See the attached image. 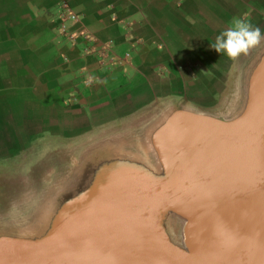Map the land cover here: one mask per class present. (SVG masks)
I'll return each mask as SVG.
<instances>
[{"label": "crops", "instance_id": "1", "mask_svg": "<svg viewBox=\"0 0 264 264\" xmlns=\"http://www.w3.org/2000/svg\"><path fill=\"white\" fill-rule=\"evenodd\" d=\"M59 3L79 15L73 39L49 17ZM234 19L264 32V0H0L4 219L41 220L51 172L64 178L97 147L151 156L154 130L178 107L231 115L264 49L232 60L212 48Z\"/></svg>", "mask_w": 264, "mask_h": 264}, {"label": "water", "instance_id": "2", "mask_svg": "<svg viewBox=\"0 0 264 264\" xmlns=\"http://www.w3.org/2000/svg\"><path fill=\"white\" fill-rule=\"evenodd\" d=\"M242 90L228 116L173 110L153 132L151 156L121 143L87 153L80 177L65 173L48 199L44 214L61 225L53 240L46 214H0L11 222L0 223V264H264V49Z\"/></svg>", "mask_w": 264, "mask_h": 264}, {"label": "clouds", "instance_id": "3", "mask_svg": "<svg viewBox=\"0 0 264 264\" xmlns=\"http://www.w3.org/2000/svg\"><path fill=\"white\" fill-rule=\"evenodd\" d=\"M262 40H264V32L259 27H254L243 19H234L231 26L216 37L211 47L236 60L242 54L247 55Z\"/></svg>", "mask_w": 264, "mask_h": 264}, {"label": "rangeland", "instance_id": "4", "mask_svg": "<svg viewBox=\"0 0 264 264\" xmlns=\"http://www.w3.org/2000/svg\"><path fill=\"white\" fill-rule=\"evenodd\" d=\"M49 159V158H48ZM47 159V160H48ZM47 160H44L45 162ZM50 161V160H49ZM65 162V161H64ZM81 162L78 164H72V165H64V167L68 168L65 169V173H68L69 175L67 176V180L71 179L72 177H75L74 180H77L80 177V174H76L77 171L79 170V168L81 167ZM67 170V171H66ZM42 170H40L39 172L36 171L35 173H41ZM51 182H50V190L48 191V196L47 199H51L53 196L56 195V193L58 192V190L56 191V189L59 187V185L64 182V178L60 177L59 174L51 172ZM45 174L41 175V177H44ZM43 180V178H42ZM160 184L162 185V180L160 182ZM47 203L50 201H46ZM45 203L44 205H42V207H47L49 204ZM51 206V205H49ZM7 209L6 207H0V214H6L7 213ZM49 213H45L47 216H45V220H44V234H47V239L53 240V238H55L59 231H60V223L58 222L57 219L54 218V216L52 215V213H50L49 209H48ZM43 217V214H42ZM3 218L2 216L0 217V219ZM168 218V229L170 230V232H172V234H177L179 233V217L175 214L170 213V215L167 217ZM4 219V218H3ZM0 223H11V222H6V221H2ZM177 232V233H176ZM176 236V235H175Z\"/></svg>", "mask_w": 264, "mask_h": 264}, {"label": "built area", "instance_id": "5", "mask_svg": "<svg viewBox=\"0 0 264 264\" xmlns=\"http://www.w3.org/2000/svg\"><path fill=\"white\" fill-rule=\"evenodd\" d=\"M50 19L57 25L58 29L70 39H73V34L68 31L69 25L75 22L79 15L67 3H59L55 10L50 13Z\"/></svg>", "mask_w": 264, "mask_h": 264}]
</instances>
